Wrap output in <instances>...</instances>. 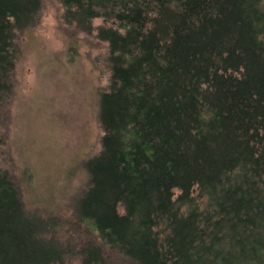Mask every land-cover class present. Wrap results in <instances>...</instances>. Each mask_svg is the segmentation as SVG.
Returning a JSON list of instances; mask_svg holds the SVG:
<instances>
[{
    "label": "trees",
    "instance_id": "trees-1",
    "mask_svg": "<svg viewBox=\"0 0 264 264\" xmlns=\"http://www.w3.org/2000/svg\"><path fill=\"white\" fill-rule=\"evenodd\" d=\"M61 2L66 21L107 42L111 65L102 149L72 214L87 232L80 263L264 264L261 0ZM40 8L0 0V101L13 30ZM44 227L0 169V264H66Z\"/></svg>",
    "mask_w": 264,
    "mask_h": 264
},
{
    "label": "rangeland",
    "instance_id": "rangeland-1",
    "mask_svg": "<svg viewBox=\"0 0 264 264\" xmlns=\"http://www.w3.org/2000/svg\"><path fill=\"white\" fill-rule=\"evenodd\" d=\"M64 11L61 0H41L37 19L13 30L16 61L0 101V169L25 211L46 225L40 235L63 243L66 264H81L77 252L87 232L72 214L89 187L85 163L102 149L100 97L111 65L107 42L66 21ZM110 255L113 264L128 263Z\"/></svg>",
    "mask_w": 264,
    "mask_h": 264
}]
</instances>
